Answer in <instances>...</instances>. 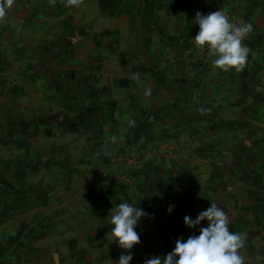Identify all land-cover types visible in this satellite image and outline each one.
I'll list each match as a JSON object with an SVG mask.
<instances>
[{
	"label": "crops",
	"instance_id": "1",
	"mask_svg": "<svg viewBox=\"0 0 264 264\" xmlns=\"http://www.w3.org/2000/svg\"><path fill=\"white\" fill-rule=\"evenodd\" d=\"M0 3V264H116L125 250L109 212L124 200L149 214L130 264L198 234L184 217L210 202L246 233L239 252L254 255L264 0ZM219 8L253 26L242 69L215 67L194 44L196 13ZM138 152L151 155L123 161Z\"/></svg>",
	"mask_w": 264,
	"mask_h": 264
},
{
	"label": "clouds",
	"instance_id": "2",
	"mask_svg": "<svg viewBox=\"0 0 264 264\" xmlns=\"http://www.w3.org/2000/svg\"><path fill=\"white\" fill-rule=\"evenodd\" d=\"M10 2V0H9ZM6 12V5L0 3V16ZM194 22L199 26L194 42L210 49L215 58L212 64L222 70L242 69L248 59L249 48L243 43L252 31V24L244 22L235 25L225 10L219 8L207 14L197 12ZM174 205H169L170 213ZM110 230L118 247L124 249L116 264H130L133 253L130 251L140 241L137 226L141 218L149 215L143 208L129 200H124L110 209ZM207 220V225L201 224ZM186 226L199 227V232L186 239L179 237L174 248L164 256L152 255L143 264H244V257L239 252L246 240V233L231 231L229 216L225 209L215 202L196 215L184 217Z\"/></svg>",
	"mask_w": 264,
	"mask_h": 264
},
{
	"label": "rangeland",
	"instance_id": "3",
	"mask_svg": "<svg viewBox=\"0 0 264 264\" xmlns=\"http://www.w3.org/2000/svg\"><path fill=\"white\" fill-rule=\"evenodd\" d=\"M257 228V233L253 234V246L255 247V251L253 252L254 255H248L245 251L240 252L241 255L244 257V264H264V220L260 223L255 224ZM261 235V237H259ZM249 240H245L244 246L248 245ZM248 242V243H247ZM253 257V260H251Z\"/></svg>",
	"mask_w": 264,
	"mask_h": 264
},
{
	"label": "built area",
	"instance_id": "4",
	"mask_svg": "<svg viewBox=\"0 0 264 264\" xmlns=\"http://www.w3.org/2000/svg\"><path fill=\"white\" fill-rule=\"evenodd\" d=\"M194 41V38H193ZM194 44L196 45L197 48H199L201 50L202 53L207 54V55H214V53L208 49L206 46L204 48H201L200 46H198L195 42ZM167 148H162L160 152H165ZM151 154L149 153H139L138 154H134L133 156H130L128 158H125L123 161H128L133 165H138L143 163V161L145 159H148L150 157Z\"/></svg>",
	"mask_w": 264,
	"mask_h": 264
}]
</instances>
